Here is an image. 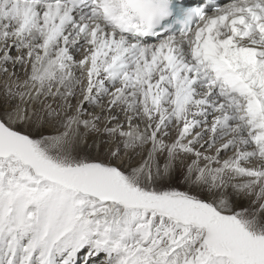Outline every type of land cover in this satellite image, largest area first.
I'll use <instances>...</instances> for the list:
<instances>
[{"label": "snow or ice", "instance_id": "obj_1", "mask_svg": "<svg viewBox=\"0 0 264 264\" xmlns=\"http://www.w3.org/2000/svg\"><path fill=\"white\" fill-rule=\"evenodd\" d=\"M0 264H264V0H0Z\"/></svg>", "mask_w": 264, "mask_h": 264}, {"label": "rangeland", "instance_id": "obj_2", "mask_svg": "<svg viewBox=\"0 0 264 264\" xmlns=\"http://www.w3.org/2000/svg\"><path fill=\"white\" fill-rule=\"evenodd\" d=\"M181 186H182V181L180 182Z\"/></svg>", "mask_w": 264, "mask_h": 264}]
</instances>
